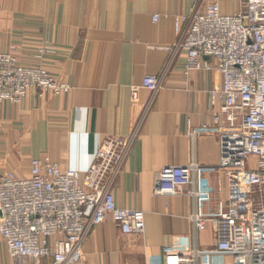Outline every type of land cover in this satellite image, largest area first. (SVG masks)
<instances>
[{
    "label": "crops",
    "instance_id": "1",
    "mask_svg": "<svg viewBox=\"0 0 264 264\" xmlns=\"http://www.w3.org/2000/svg\"><path fill=\"white\" fill-rule=\"evenodd\" d=\"M206 5L207 0H0V53L13 52L21 65L41 66L69 86L59 95L32 89L19 104L0 102V176L28 178L30 161L42 157L62 170L83 171L103 140L129 136L142 120L111 193L119 207L144 212V231L124 234L105 217L84 240L79 264H164L167 254L213 246V219L227 205L221 159L233 158L238 145L216 133L188 130L214 126L222 78L212 70L185 74L184 54L165 50L177 40L173 16ZM234 8L223 3L226 13ZM41 48L48 52L37 58ZM146 76L160 79L155 94L143 87ZM192 163L198 168L195 204L185 194H153L162 168ZM254 166L248 159L247 168ZM194 208L207 220L197 233L189 219ZM11 263L0 238V264ZM198 264H231V258L205 255Z\"/></svg>",
    "mask_w": 264,
    "mask_h": 264
},
{
    "label": "built area",
    "instance_id": "2",
    "mask_svg": "<svg viewBox=\"0 0 264 264\" xmlns=\"http://www.w3.org/2000/svg\"><path fill=\"white\" fill-rule=\"evenodd\" d=\"M223 3L235 8L226 13ZM158 19L152 16L153 22ZM173 26L177 40L165 50L184 54V73L212 70L222 78L214 126L189 128V133H216L238 147L233 158L221 159L227 205L213 219L212 248L194 245L167 254L164 264H198L205 255L228 256L231 264H264V0H207L200 12L173 16ZM47 52L41 48L36 57ZM142 84L155 94L160 79L146 76ZM32 89L59 95L69 86L41 66L21 65L13 52L0 53V102L19 104ZM141 121L129 136L103 140L83 171L62 170L42 157L30 161L28 178L11 172L0 176V238L11 264H79L84 240L107 216L124 234L144 231V212L119 207L111 193ZM250 158L254 169L247 168ZM197 171L194 163L162 168L153 194H185L195 204ZM189 219L195 233L207 221L195 208Z\"/></svg>",
    "mask_w": 264,
    "mask_h": 264
}]
</instances>
